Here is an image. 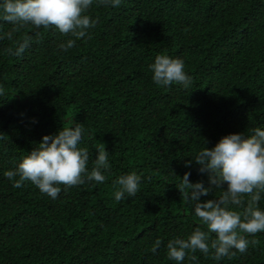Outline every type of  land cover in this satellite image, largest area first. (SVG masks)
Listing matches in <instances>:
<instances>
[{
    "label": "trees",
    "instance_id": "16d2710c",
    "mask_svg": "<svg viewBox=\"0 0 264 264\" xmlns=\"http://www.w3.org/2000/svg\"><path fill=\"white\" fill-rule=\"evenodd\" d=\"M87 14L98 23L67 52L58 45L75 38L55 29L29 25L0 39V264H177L167 242L202 225L175 185L190 172L209 187L208 174L185 162L223 136L264 129V0H94ZM12 27L0 21V36ZM37 31L22 56L5 52ZM158 55L183 60L187 89L153 82ZM75 123L86 129L88 172L105 145V181L59 185L56 199L31 182L13 187L4 173ZM133 172L139 191L116 201L114 181ZM246 239L257 243L245 253L217 261L197 252V264H264V232Z\"/></svg>",
    "mask_w": 264,
    "mask_h": 264
},
{
    "label": "clouds",
    "instance_id": "9594fccd",
    "mask_svg": "<svg viewBox=\"0 0 264 264\" xmlns=\"http://www.w3.org/2000/svg\"><path fill=\"white\" fill-rule=\"evenodd\" d=\"M95 2L97 6L119 7L122 0ZM93 3L94 0H2L0 21L13 27L0 39L13 41L14 34L29 25L35 29H55L63 36L75 38L58 45L59 50L67 52L75 46L76 40L90 38L89 29L98 23V18L93 19L87 14ZM34 38L36 43L40 42L39 31L35 37L25 36L14 41L15 48H6L5 52L20 57ZM149 68L158 87L177 84L187 89L192 83L179 58L158 55ZM4 91L0 86V95ZM85 134L83 124L75 123L72 127H62L56 135L43 136L38 147L23 157L14 170L6 171L5 177L13 181L16 188L31 182L52 199L58 197L59 185L73 187L84 184L85 179L103 183L106 177L101 170L110 167L109 153L101 143L96 149L95 166L88 172V149L79 147ZM193 161L200 166V173L208 174L209 187L202 181L190 182V172H186L175 186L183 202L192 205L202 227H196L187 238L170 239L166 245L167 258L182 264L187 257L192 264H197V252L205 256L211 253L217 261L226 256L231 258L236 252L245 253L249 243H257L246 237L264 232V210L259 207L264 194V129L257 127L249 136L243 133L223 136L214 147L202 148L184 166L191 167ZM140 181L141 175L135 172L117 178L114 181L119 186L114 193L116 201L122 200L125 194L134 197ZM215 190H219L218 196L201 201V196L206 197ZM213 234L214 239L211 238ZM161 244L162 240H155L151 251L155 253Z\"/></svg>",
    "mask_w": 264,
    "mask_h": 264
}]
</instances>
